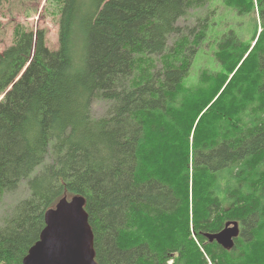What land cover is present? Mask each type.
<instances>
[{
    "label": "trees",
    "instance_id": "1",
    "mask_svg": "<svg viewBox=\"0 0 264 264\" xmlns=\"http://www.w3.org/2000/svg\"><path fill=\"white\" fill-rule=\"evenodd\" d=\"M46 1L58 47L17 23L0 52V200L28 191L0 224V264H22L76 194L98 264H264V0H222L256 14L251 35L224 32L219 69L192 84L207 23L178 21L208 0ZM232 221V247L207 239Z\"/></svg>",
    "mask_w": 264,
    "mask_h": 264
},
{
    "label": "rangeland",
    "instance_id": "2",
    "mask_svg": "<svg viewBox=\"0 0 264 264\" xmlns=\"http://www.w3.org/2000/svg\"><path fill=\"white\" fill-rule=\"evenodd\" d=\"M53 6L46 0H0V52L13 41L15 25L23 24L33 32L39 28L45 30V44L49 49L58 47L57 16L52 13ZM256 14H239L231 7L225 6L222 0H208L205 5L193 8L179 19L181 25H195L199 22L207 23L206 37L200 44L194 56L185 81L195 83L201 69L216 71L219 63L215 60L213 52L215 42L226 31L233 30L241 39L251 35ZM103 103H93L92 113L100 114ZM28 195L25 181H20L14 192H5L0 200V224L3 218L10 213L13 205L20 198ZM170 264V262H168Z\"/></svg>",
    "mask_w": 264,
    "mask_h": 264
},
{
    "label": "water",
    "instance_id": "3",
    "mask_svg": "<svg viewBox=\"0 0 264 264\" xmlns=\"http://www.w3.org/2000/svg\"><path fill=\"white\" fill-rule=\"evenodd\" d=\"M18 78L19 75L15 80ZM84 204V197L76 194L69 198L62 196L48 208L39 239L28 248L22 264H98ZM238 231L236 221L226 222L221 230L207 233L206 237L228 249Z\"/></svg>",
    "mask_w": 264,
    "mask_h": 264
}]
</instances>
